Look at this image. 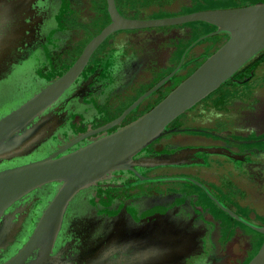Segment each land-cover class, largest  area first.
Returning a JSON list of instances; mask_svg holds the SVG:
<instances>
[{"label": "flooded vegetation", "instance_id": "af4514ba", "mask_svg": "<svg viewBox=\"0 0 264 264\" xmlns=\"http://www.w3.org/2000/svg\"><path fill=\"white\" fill-rule=\"evenodd\" d=\"M114 2L122 18L151 22L198 11L237 8L255 1ZM213 2L217 4L213 6ZM33 5L31 19L39 23L34 43L39 48L0 82V111L5 104L18 103L62 75L112 21L107 0H36ZM214 31L211 25L192 22L109 34L55 105L69 112L64 128L32 156L14 164L46 156L91 130L94 136L71 150L135 123L225 42V35L208 36ZM81 87L86 89L80 96L66 103ZM164 132L137 157L147 159L185 150L187 163L136 168V173L115 171L109 179L74 198L56 243L57 250L67 247V254L61 256L66 264L94 261L95 246L115 227L129 235L133 229H149L158 245H170V253L176 256L180 253V264H247L257 253L264 235L234 219L218 203L243 221L264 226V51L175 117ZM53 189L48 186L37 194L39 200L23 221L15 244L0 256V261L12 255L29 236ZM175 243L181 248L173 250Z\"/></svg>", "mask_w": 264, "mask_h": 264}, {"label": "water", "instance_id": "95a60500", "mask_svg": "<svg viewBox=\"0 0 264 264\" xmlns=\"http://www.w3.org/2000/svg\"><path fill=\"white\" fill-rule=\"evenodd\" d=\"M36 0H0V82L14 67L39 48L31 10ZM111 23L85 47L80 57L62 75L18 103L4 105L0 111V256L12 247L21 226L39 200L37 194L48 186L53 192L43 206L33 230L17 250L0 264H66L61 258L65 249H56L63 218L69 204L79 194L110 178L115 171L137 172L136 168H166L187 163L185 150L169 155L142 159L137 155L154 140L164 135L166 126L177 116L218 89L248 62L264 51V1L245 6L198 11L157 21H135L122 18L114 0H107ZM202 22L215 31L208 36L225 35V42L162 102L130 126L111 135L76 145L94 136V130L81 134L46 156L27 159L49 141L68 119V110L55 106L72 86L90 60L94 50L109 34L124 29L182 25ZM35 42V43H34ZM171 77V76H170ZM170 77L159 83L158 87ZM86 87L76 88L66 103L80 96ZM144 97L127 109L124 118ZM55 106V107H54ZM117 122V121H116ZM116 122L104 127L102 132ZM140 178V176H138ZM234 219L264 235V226L243 221L218 203ZM106 227V226H105ZM94 248V261L89 264H180V253L160 246L148 230L133 229L131 235L115 227ZM120 229V230H118ZM107 232L105 228L104 234ZM181 248L173 244L172 249ZM56 249V252H54ZM172 251V250H171ZM178 252L180 251L177 250ZM174 252V251H173ZM247 264H264V239Z\"/></svg>", "mask_w": 264, "mask_h": 264}, {"label": "rangeland", "instance_id": "374dc122", "mask_svg": "<svg viewBox=\"0 0 264 264\" xmlns=\"http://www.w3.org/2000/svg\"><path fill=\"white\" fill-rule=\"evenodd\" d=\"M254 1L257 2V1H260V0H254ZM216 4H217V3H214V2L212 3L213 6H215ZM260 246H261V245H260Z\"/></svg>", "mask_w": 264, "mask_h": 264}]
</instances>
